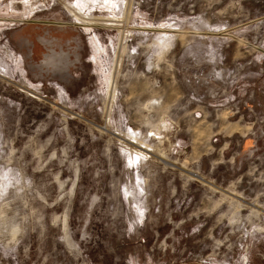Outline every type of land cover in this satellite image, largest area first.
<instances>
[{"label":"rangeland","instance_id":"1","mask_svg":"<svg viewBox=\"0 0 264 264\" xmlns=\"http://www.w3.org/2000/svg\"><path fill=\"white\" fill-rule=\"evenodd\" d=\"M0 264H264V0H0Z\"/></svg>","mask_w":264,"mask_h":264},{"label":"water","instance_id":"2","mask_svg":"<svg viewBox=\"0 0 264 264\" xmlns=\"http://www.w3.org/2000/svg\"><path fill=\"white\" fill-rule=\"evenodd\" d=\"M194 176H197V174L194 173ZM197 177H199V176H197ZM199 178H201V177H199Z\"/></svg>","mask_w":264,"mask_h":264}]
</instances>
